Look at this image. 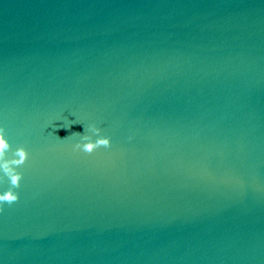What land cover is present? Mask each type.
Here are the masks:
<instances>
[{"label": "water", "instance_id": "95a60500", "mask_svg": "<svg viewBox=\"0 0 264 264\" xmlns=\"http://www.w3.org/2000/svg\"><path fill=\"white\" fill-rule=\"evenodd\" d=\"M0 128V264H264V0H0Z\"/></svg>", "mask_w": 264, "mask_h": 264}, {"label": "clouds", "instance_id": "9594fccd", "mask_svg": "<svg viewBox=\"0 0 264 264\" xmlns=\"http://www.w3.org/2000/svg\"><path fill=\"white\" fill-rule=\"evenodd\" d=\"M95 129L96 133L99 134L101 129L95 126H92ZM84 140L89 141L87 143L78 144L77 148H82L85 152L92 153L100 146L108 147L111 145V139L108 137H101L98 140L92 141L90 136H84ZM11 145L6 138L5 129L0 128V161H4L3 167L7 177L10 180L11 188L4 192L0 193V212L4 211L3 205L6 203L13 204L19 200V193L15 189L21 186L22 173H19L14 166L23 165L27 160L29 153L24 147H20L16 150L15 155L19 159L7 161L5 157L7 152L10 150Z\"/></svg>", "mask_w": 264, "mask_h": 264}]
</instances>
